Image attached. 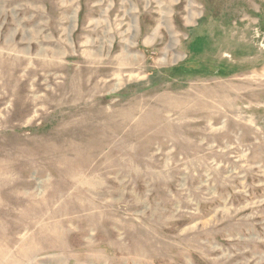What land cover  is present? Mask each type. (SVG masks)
<instances>
[{
    "label": "rangeland",
    "instance_id": "obj_1",
    "mask_svg": "<svg viewBox=\"0 0 264 264\" xmlns=\"http://www.w3.org/2000/svg\"><path fill=\"white\" fill-rule=\"evenodd\" d=\"M0 264H264V0H0Z\"/></svg>",
    "mask_w": 264,
    "mask_h": 264
},
{
    "label": "bare ground",
    "instance_id": "obj_2",
    "mask_svg": "<svg viewBox=\"0 0 264 264\" xmlns=\"http://www.w3.org/2000/svg\"><path fill=\"white\" fill-rule=\"evenodd\" d=\"M107 62V61H106ZM110 62V61H108ZM105 63V62H104ZM115 67L113 65L109 66V67H106V71H111L112 69H114Z\"/></svg>",
    "mask_w": 264,
    "mask_h": 264
}]
</instances>
